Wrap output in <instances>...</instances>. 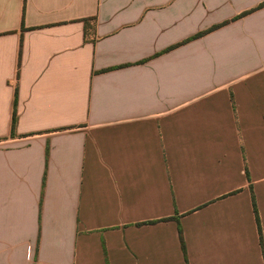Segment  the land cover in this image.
Returning <instances> with one entry per match:
<instances>
[{"label": "crops", "instance_id": "0c3cea01", "mask_svg": "<svg viewBox=\"0 0 264 264\" xmlns=\"http://www.w3.org/2000/svg\"><path fill=\"white\" fill-rule=\"evenodd\" d=\"M0 264H264V0H0Z\"/></svg>", "mask_w": 264, "mask_h": 264}, {"label": "trees", "instance_id": "16d2710c", "mask_svg": "<svg viewBox=\"0 0 264 264\" xmlns=\"http://www.w3.org/2000/svg\"><path fill=\"white\" fill-rule=\"evenodd\" d=\"M18 68H19V63H18ZM18 71V70H17ZM18 75V72H17ZM16 102H17V86L15 87V99H14V106H13V112H12V122H11V134H15V126H16V121H17V111H16ZM254 211L256 213V219L258 223V228L260 231V220L258 216V211L254 202ZM180 237H181V243H182V248L185 251V244H184V239H183V234H182V229L180 228Z\"/></svg>", "mask_w": 264, "mask_h": 264}]
</instances>
